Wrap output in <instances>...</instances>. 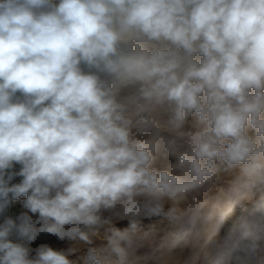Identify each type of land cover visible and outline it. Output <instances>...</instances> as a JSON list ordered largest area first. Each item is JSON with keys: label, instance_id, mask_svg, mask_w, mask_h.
I'll return each mask as SVG.
<instances>
[{"label": "clouds", "instance_id": "clouds-1", "mask_svg": "<svg viewBox=\"0 0 264 264\" xmlns=\"http://www.w3.org/2000/svg\"><path fill=\"white\" fill-rule=\"evenodd\" d=\"M262 245L264 0H0V264H264Z\"/></svg>", "mask_w": 264, "mask_h": 264}, {"label": "rangeland", "instance_id": "rangeland-1", "mask_svg": "<svg viewBox=\"0 0 264 264\" xmlns=\"http://www.w3.org/2000/svg\"><path fill=\"white\" fill-rule=\"evenodd\" d=\"M174 162L173 158H169L168 161H161L160 162V167H164L166 166L167 163H171ZM223 183V180L217 181V185H220ZM215 194V187L212 189V191H210L209 193H207V196H212ZM239 207L235 210L234 213H236L237 211H239ZM228 221V220H227ZM227 221L224 225V227L221 229L220 233L218 236H216L212 241L210 242H205L204 240H201L199 242L198 247L200 249H202L203 251H207V252H211L213 251L219 244L222 243L223 239L226 237L227 232L229 230L230 227H228L227 225ZM118 227L124 228L127 227V222H123L121 224L117 225ZM139 229L140 232H148L149 236L148 239L144 242V247L140 248L138 251V254H143L146 253L150 250V247L152 246H156L159 245L162 240L164 239V237L166 236V229L165 226L162 224L158 223L157 218H153V219H144L142 221V223L139 225ZM41 241H38V243ZM102 241L97 240L96 243L99 244ZM68 244L67 243H63L60 244L59 247H67ZM33 247H35V245H33ZM193 249L191 247L189 248H185L183 250V256H188L190 254V252ZM201 264H203V257L201 260Z\"/></svg>", "mask_w": 264, "mask_h": 264}, {"label": "trees", "instance_id": "trees-1", "mask_svg": "<svg viewBox=\"0 0 264 264\" xmlns=\"http://www.w3.org/2000/svg\"><path fill=\"white\" fill-rule=\"evenodd\" d=\"M241 215V211H237L236 213H233L229 218H228V221H227V225L228 227H231L233 223H235L238 218L240 217ZM262 247H264V245H262Z\"/></svg>", "mask_w": 264, "mask_h": 264}]
</instances>
